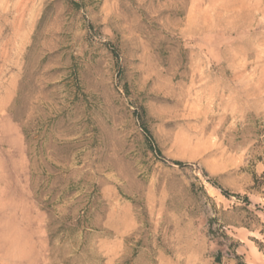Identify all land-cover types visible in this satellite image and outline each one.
Masks as SVG:
<instances>
[{"label": "rangeland", "instance_id": "1", "mask_svg": "<svg viewBox=\"0 0 264 264\" xmlns=\"http://www.w3.org/2000/svg\"><path fill=\"white\" fill-rule=\"evenodd\" d=\"M263 170L264 0H0V264H264Z\"/></svg>", "mask_w": 264, "mask_h": 264}, {"label": "trees", "instance_id": "2", "mask_svg": "<svg viewBox=\"0 0 264 264\" xmlns=\"http://www.w3.org/2000/svg\"><path fill=\"white\" fill-rule=\"evenodd\" d=\"M174 163H175V164H178V165L181 164V162H179V161H175ZM251 189H252L253 191H255L256 193L261 194L262 197H264V170H263L262 173L259 174V175H257V174H253ZM222 193H223L224 195H226V196L229 195L227 192H223V191H222ZM237 197H238V196H237ZM242 200L244 201V203H245L246 205H249V204L251 203L247 196H243V197H242ZM254 207H255V210H264V206L260 208L258 204H255ZM243 209H244V208H243ZM252 216H253V220H252V222H249V223L246 224L245 226H246L247 228H251V227H252V226H251L252 223H253V224L261 225L262 228L259 230V232H260V233H264V227H263V224L260 222L258 216H257L256 214H252ZM255 241H256V243H257V245H258L259 250L262 251L263 254H264V243L259 242V241H257V240H255ZM236 257L239 259V261L237 262V264H245V263L241 260V258H240L238 255H237Z\"/></svg>", "mask_w": 264, "mask_h": 264}]
</instances>
